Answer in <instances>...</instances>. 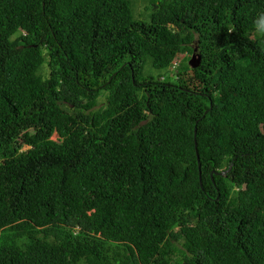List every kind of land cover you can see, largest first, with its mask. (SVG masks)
Returning <instances> with one entry per match:
<instances>
[{
    "label": "trees",
    "instance_id": "trees-1",
    "mask_svg": "<svg viewBox=\"0 0 264 264\" xmlns=\"http://www.w3.org/2000/svg\"><path fill=\"white\" fill-rule=\"evenodd\" d=\"M132 5L0 0V264H264V0Z\"/></svg>",
    "mask_w": 264,
    "mask_h": 264
},
{
    "label": "clouds",
    "instance_id": "clouds-1",
    "mask_svg": "<svg viewBox=\"0 0 264 264\" xmlns=\"http://www.w3.org/2000/svg\"><path fill=\"white\" fill-rule=\"evenodd\" d=\"M242 14L247 15V11ZM252 28L250 31L254 33L255 40L245 35L249 41L256 43L258 47L264 49V7H258L251 16ZM192 54V53H191Z\"/></svg>",
    "mask_w": 264,
    "mask_h": 264
},
{
    "label": "rangeland",
    "instance_id": "rangeland-1",
    "mask_svg": "<svg viewBox=\"0 0 264 264\" xmlns=\"http://www.w3.org/2000/svg\"><path fill=\"white\" fill-rule=\"evenodd\" d=\"M132 3H133L132 6H133L134 15L137 17L140 15V17H141L143 14H140V13H142L143 7H145L144 5H146V0H132ZM142 18H145V17H142ZM187 56L188 55H186V57ZM188 58H190V56H188ZM179 59H180V57L177 58L176 61L178 62ZM53 137L56 138V135L54 134ZM25 147H27V146H25Z\"/></svg>",
    "mask_w": 264,
    "mask_h": 264
},
{
    "label": "water",
    "instance_id": "water-1",
    "mask_svg": "<svg viewBox=\"0 0 264 264\" xmlns=\"http://www.w3.org/2000/svg\"><path fill=\"white\" fill-rule=\"evenodd\" d=\"M200 63V55L198 53H196L195 51H193V53L190 55V58L188 59V64L190 65V67L194 68L196 66H198ZM195 133H196V128H194V138H195ZM198 156H197V160H198ZM200 163L198 162V172H199V180H200V169H199Z\"/></svg>",
    "mask_w": 264,
    "mask_h": 264
}]
</instances>
